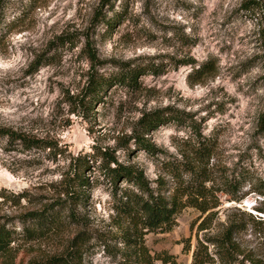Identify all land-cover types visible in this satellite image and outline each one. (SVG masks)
I'll return each instance as SVG.
<instances>
[{
  "label": "rangeland",
  "instance_id": "rangeland-1",
  "mask_svg": "<svg viewBox=\"0 0 264 264\" xmlns=\"http://www.w3.org/2000/svg\"><path fill=\"white\" fill-rule=\"evenodd\" d=\"M97 12L112 25L99 21ZM263 28L264 0H4L0 128L58 146L28 150L0 139V223L15 231L16 263L65 254L75 238L82 264H191L196 236L210 237L235 221L242 227L235 234L241 251L264 264ZM62 35L72 42L51 47ZM87 45L94 48L100 74L116 73L127 63L155 65L161 72L139 77L138 90L106 89L102 100L82 109L75 99L82 98L92 68ZM206 62L216 74L192 82ZM166 107L191 115L197 132L212 142L205 187L209 206L216 208L201 215L184 207L169 233L147 232L117 215L111 184L94 161L84 174L92 187L83 203L67 201L58 221L37 239L26 237L21 215L67 200L65 175L74 158L94 147L115 150L119 163L142 170L153 190L165 182L168 197L177 182L161 171V163L183 162V142L196 139L194 130L170 122L146 135L153 156L119 142L138 130L145 112ZM211 212L210 229L199 232ZM123 232L130 233V242L122 241Z\"/></svg>",
  "mask_w": 264,
  "mask_h": 264
},
{
  "label": "trees",
  "instance_id": "trees-1",
  "mask_svg": "<svg viewBox=\"0 0 264 264\" xmlns=\"http://www.w3.org/2000/svg\"><path fill=\"white\" fill-rule=\"evenodd\" d=\"M107 1V0H104ZM4 0H0V8ZM243 9L251 10L246 4ZM99 21H104L107 27H110L111 21L96 13ZM65 42L70 43L72 40L67 36H60L56 41L51 42L50 46H62ZM262 44L264 47V28L262 29ZM86 56L92 62V68L88 72V80L82 92V98H77V103L82 109L89 108L93 102L102 100L106 89L114 86H126L132 90H138L140 86L137 83L139 77L145 73L159 75L161 68L155 65L143 66L137 64H123L119 66V71L109 75L100 74L97 69L100 65L94 48L90 45L85 47ZM194 62L180 63L179 65H191ZM42 64H40L41 66ZM38 66V68L40 67ZM195 76L192 82H200L208 76L216 74L215 65L206 62L194 71ZM72 100V99H71ZM71 102V101H70ZM76 102L71 103V105ZM188 124L195 132L196 139L183 142L187 153L183 162H167L161 163V171L168 174L177 182V186L173 192L167 197L163 193L164 183L161 188L153 190L149 181L145 178L142 170L134 165H123L119 163L115 156V150L110 148L100 149L94 147L92 152L74 158L70 172L64 177L63 194L67 200L55 202L45 205L40 211H29L21 215L20 221L24 223V233L29 240L37 239L42 235V229L48 224H54L59 220L58 214L70 204L83 203L86 190L92 187V183L84 174L86 170H90V162H99L100 169L104 172L106 179L109 180L112 188V195L116 199L115 210L121 219L131 220L147 232H156L166 234L171 231L175 225L176 216L184 207H193L201 215L206 214L212 208H216L215 203L209 206L210 197L209 189L205 187V183L209 182L208 175L204 164L208 161L212 151V142L210 139L203 138L197 132V126L191 115L180 113L179 111L166 107L164 109H156L145 112L138 121V130L131 136H125L119 140L120 144L127 147L129 143L145 153L153 156L156 153L155 146L150 142L146 135L156 131L167 123ZM7 138L11 144H18L28 150L50 148L57 150V144L48 139H39L35 136H29L25 133H17L10 128H0V139ZM126 183L121 186V183ZM234 187V185H230ZM229 187V188H230ZM232 200L240 201L241 198L231 196ZM69 204V205H70ZM71 207V206H70ZM214 213L211 212L206 216L199 225L198 231H206L210 229ZM68 217L71 221H75V214L70 210ZM27 222L31 225L27 226ZM242 227L239 223L231 221L226 224L219 232L212 236L204 234L202 238L195 237L196 242L192 249L191 264H258L253 258L241 251L240 245L237 243L235 234L240 232ZM15 231L7 226V223H0V264H17L13 256L12 244L15 240ZM122 241L130 242V233L123 232ZM76 239H72V244L65 254L53 255L45 260H34L27 264H82L81 248L75 243ZM212 247V254L209 250ZM142 249V248H141ZM145 255L143 252L140 256ZM241 257L242 259L238 258Z\"/></svg>",
  "mask_w": 264,
  "mask_h": 264
}]
</instances>
